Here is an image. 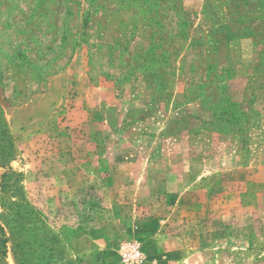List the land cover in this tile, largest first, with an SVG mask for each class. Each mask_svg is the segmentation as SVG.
Listing matches in <instances>:
<instances>
[{"label":"rangeland","instance_id":"obj_1","mask_svg":"<svg viewBox=\"0 0 264 264\" xmlns=\"http://www.w3.org/2000/svg\"><path fill=\"white\" fill-rule=\"evenodd\" d=\"M0 117L3 264H264V0H0Z\"/></svg>","mask_w":264,"mask_h":264},{"label":"trees","instance_id":"obj_2","mask_svg":"<svg viewBox=\"0 0 264 264\" xmlns=\"http://www.w3.org/2000/svg\"><path fill=\"white\" fill-rule=\"evenodd\" d=\"M12 152L13 146L11 137L9 136L5 121L2 119V117H0V159L3 161H7L11 158ZM7 179V173H3L0 176V188L5 187L8 182ZM20 201L24 202L23 199H21ZM18 204H20L18 205L19 208L22 206V208H25V205L23 203ZM26 207L28 206L26 205ZM18 213H20V211H17L15 215L18 216ZM45 237L46 243H38V247L41 248L39 251L41 253H44H42L41 256L39 255V257L32 256L28 261L25 260L24 255H18V264H79L78 261H67L65 259L64 250L62 249L60 240L56 235L48 232L45 234ZM4 249L5 241L3 239L2 229L0 227V264H3L2 262L4 258ZM46 253L48 254L46 255Z\"/></svg>","mask_w":264,"mask_h":264}]
</instances>
